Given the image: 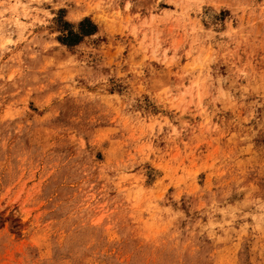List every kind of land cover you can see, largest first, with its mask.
I'll use <instances>...</instances> for the list:
<instances>
[{"label":"rangeland","instance_id":"rangeland-1","mask_svg":"<svg viewBox=\"0 0 264 264\" xmlns=\"http://www.w3.org/2000/svg\"><path fill=\"white\" fill-rule=\"evenodd\" d=\"M0 264H264V0H0Z\"/></svg>","mask_w":264,"mask_h":264}]
</instances>
